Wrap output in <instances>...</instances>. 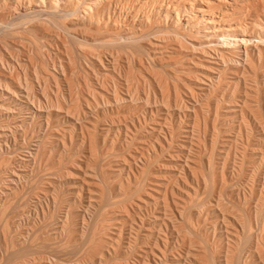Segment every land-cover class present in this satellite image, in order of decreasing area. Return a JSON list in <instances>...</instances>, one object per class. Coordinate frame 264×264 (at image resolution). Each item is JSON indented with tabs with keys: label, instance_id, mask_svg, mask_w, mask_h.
Returning a JSON list of instances; mask_svg holds the SVG:
<instances>
[{
	"label": "rangeland",
	"instance_id": "rangeland-1",
	"mask_svg": "<svg viewBox=\"0 0 264 264\" xmlns=\"http://www.w3.org/2000/svg\"><path fill=\"white\" fill-rule=\"evenodd\" d=\"M90 1L0 0V264H263L264 0Z\"/></svg>",
	"mask_w": 264,
	"mask_h": 264
},
{
	"label": "bare ground",
	"instance_id": "bare-ground-1",
	"mask_svg": "<svg viewBox=\"0 0 264 264\" xmlns=\"http://www.w3.org/2000/svg\"><path fill=\"white\" fill-rule=\"evenodd\" d=\"M64 1V0H63ZM81 1V0H80ZM103 0H91L89 3H87V5H85V9H82L84 10L85 13H90V17L92 18V20L94 21V19L96 18V14H94V10L95 8L98 7V5L102 2ZM196 3H203L204 4V1L203 0H195ZM247 1V0H246ZM259 1V0H258ZM261 1V0H260ZM58 2V1H57ZM104 2V1H103ZM205 2L207 3H211V6H209L210 8H213V7H220V11H218L219 13V17L221 16H229L231 14V12L234 10V4L233 2H236V0H205ZM62 3V2H61ZM256 3V2H255ZM56 4V3H55ZM58 4V3H57ZM56 4V5H57ZM262 4V2H261ZM39 5V4H38ZM46 5V4H45ZM155 5V4H154ZM13 6V5H12ZM254 6V4H253ZM83 7V6H82ZM176 8V6H174ZM202 7V6H201ZM201 7H199L198 9H196V7L194 6H191V10L188 11V16L190 18H192V14L194 13V11H198V12H202L204 11ZM221 7H224L223 9ZM262 7V6H261ZM58 8V7H57ZM63 8V7H62ZM187 8V7H186ZM29 9V8H28ZM43 9V8H41ZM50 9V8H49ZM46 10V8H45ZM113 10V9H112ZM184 10L187 12V10L184 8ZM74 11V10H73ZM111 11V10H110ZM263 11V10H261ZM26 12V11H25ZM82 12V11H81ZM81 13V14H84ZM164 12V11H163ZM177 16H178V19H179V13L177 11H175ZM258 12V10H257ZM250 13V12H249ZM261 13V12H260ZM15 14V13H14ZM79 14V13H78ZM106 14V13H104ZM111 14V13H110ZM215 14V13H214ZM262 14V13H261ZM80 15V14H79ZM81 16H84V15H81ZM110 16V15H109ZM258 16V15H257ZM142 17V16H141ZM159 17V16H158ZM187 17V16H186ZM188 17V18H189ZM11 18V17H10ZM75 18V17H74ZM77 18V17H76ZM79 18V16H78ZM77 18V19H78ZM115 18V17H114ZM119 18V17H118ZM76 19V20H77ZM99 19V18H98ZM117 19V18H116ZM134 19V18H133ZM75 20V19H74ZM101 20V19H100ZM99 20V21H100ZM138 20V19H137ZM188 20V19H186ZM133 21V20H132ZM179 21V20H178ZM205 21L204 25H207L206 26V29L204 31V33H202V36L204 38H208L210 37V44H214V49H212L211 51L213 52V54L217 55L220 60L223 62V63H226V60H225V52L222 50V49H230V48H236V47H239V45H243L244 48H245V56L247 58L250 57V53L248 51V48H247V45L251 42H253V36H251L250 34L246 33L245 31H243L242 29V26H245L247 25L246 23L244 24H241V23H234L232 22V24H224V26L222 28H217L216 26H209V25H212L215 23V16H211V18L207 19V20H203ZM203 23V22H202ZM82 24V23H81ZM112 25V24H111ZM200 25V24H199ZM254 27L257 28L259 31V35L256 36V38H258V40L264 45V19L263 18H260L259 21H254L253 23ZM45 28V27H44ZM46 29V28H45ZM196 30V29H195ZM56 32V31H54ZM60 33V32H59ZM61 33H63L61 31ZM53 34V33H51ZM58 34V33H56ZM62 36V35H61ZM64 36V34H63ZM58 37V36H57ZM119 37V36H118ZM121 37V36H120ZM252 37V38H251ZM60 38V37H59ZM58 38V39H59ZM65 38V40L67 39L65 36L63 37ZM80 38V37H79ZM61 39V38H60ZM61 41H64L63 39ZM157 41V40H156ZM65 42V41H64ZM63 44V43H62ZM57 45V43H56ZM66 45V44H65ZM80 45V44H79ZM64 46V45H63ZM68 46V45H67ZM218 46H220L221 48H219ZM51 47V46H50ZM58 47V46H57ZM82 46L80 45V48ZM84 48V47H82ZM66 49V47L64 48ZM69 49V48H68ZM81 50V49H80ZM113 50V49H112ZM61 51V50H60ZM67 51V50H66ZM69 51V50H68ZM48 52V51H46ZM85 52V51H84ZM203 52V51H202ZM56 53V52H55ZM31 54V53H30ZM64 54V53H63ZM91 54V53H90ZM50 55V54H49ZM89 55V53H88ZM99 55V54H98ZM112 57H113V54H110ZM210 55L212 56V54L210 53ZM48 56V54H47ZM61 56V55H60ZM91 56V55H90ZM94 56V54H93ZM111 57V58H112ZM59 58V57H58ZM94 58H96L94 56ZM93 58V59H94ZM176 59V58H175ZM89 61V60H88ZM99 61V59H98ZM61 62V60H60ZM71 62V61H70ZM101 62V61H100ZM104 62V60H103ZM109 62V61H108ZM107 62V63H108ZM117 62V60H116ZM2 63V62H1ZM55 63V62H54ZM129 63V62H128ZM130 63H131V60H130ZM71 64V63H70ZM149 64V63H148ZM55 65V64H54ZM61 65V64H60ZM104 65V64H103ZM130 65V64H129ZM4 66V65H3ZM13 66V65H12ZM62 66V65H61ZM131 66V65H130ZM144 66V65H143ZM106 67V66H105ZM116 67V66H115ZM132 67V66H131ZM5 68V67H4ZM15 68V67H14ZM63 68V67H62ZM107 68V67H106ZM129 68V67H128ZM100 69V68H99ZM105 69V68H104ZM64 70V69H63ZM85 70V69H84ZM155 72V70H154ZM145 74V73H144ZM128 75V74H127ZM49 76V75H47ZM96 76H98L96 74ZM99 77V76H98ZM100 79V77H99ZM47 80V79H46ZM104 80V79H103ZM131 80V79H130ZM92 81V80H91ZM100 81V80H99ZM128 81V80H127ZM145 81V80H144ZM98 83V82H97ZM102 83V82H101ZM164 83V82H163ZM71 84V82H70ZM106 87V86H105ZM89 88V87H88ZM83 89V88H82ZM107 90V89H106ZM168 90V89H167ZM134 93V92H133ZM97 94V93H96ZM135 94V93H134ZM168 100V99H167ZM87 102V101H86ZM97 102V101H96ZM140 102V101H139ZM147 104V103H146ZM197 105V104H196ZM65 111V110H64ZM205 206V205H204ZM218 206V205H217ZM224 207V206H223ZM201 209V208H200ZM257 211V210H256ZM226 213V212H225ZM183 215V214H182ZM233 215V214H232ZM172 218V217H171ZM235 218V217H234ZM183 219V218H182ZM237 220V219H236ZM196 229V228H195ZM183 230V229H182ZM187 230V229H186ZM184 231V230H183ZM251 232V231H250ZM263 232V231H262ZM187 234V233H186ZM189 234V233H188ZM234 234V233H233ZM236 234V233H235ZM190 235L193 236L190 232ZM261 235V234H260ZM189 236V235H187ZM190 236V237H191ZM257 237V236H256ZM260 237V236H259ZM258 238V237H257ZM242 240V239H241ZM190 241V240H189ZM192 241V240H191ZM258 241V240H257ZM234 242V241H233ZM259 242V241H258ZM262 242V241H261ZM227 243V242H226ZM196 244V243H195ZM257 244V243H256ZM191 246V245H190ZM256 246V245H255ZM260 246V245H259ZM193 248V247H192ZM256 248V247H255ZM259 247H257L258 249ZM196 249V248H195ZM256 249V251H257ZM242 250L243 248H240L236 255H233L232 258H230L229 256L225 257V262L226 264H240V260H241V253H242ZM249 250V249H248ZM263 250V249H262ZM201 251V250H200ZM250 252V251H249ZM259 252V250H258ZM228 253V252H227ZM264 253V252H263ZM190 254V253H189ZM194 254V253H193ZM232 254V253H231ZM248 254V253H247ZM258 254H261L260 252ZM195 255V254H194ZM262 255V254H261ZM264 255V254H263ZM260 256V255H259ZM204 257V256H203ZM262 257V256H261ZM206 258V257H205ZM261 259V258H260ZM207 261V260H206ZM201 262H204V261H201ZM206 263V262H205ZM214 263V262H213ZM264 264V263H263Z\"/></svg>",
	"mask_w": 264,
	"mask_h": 264
}]
</instances>
